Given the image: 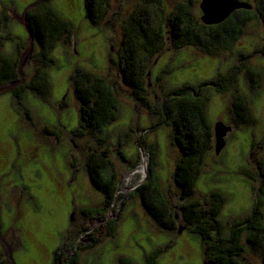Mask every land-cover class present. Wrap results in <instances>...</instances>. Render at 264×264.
Returning a JSON list of instances; mask_svg holds the SVG:
<instances>
[{"label": "rangeland", "instance_id": "374dc122", "mask_svg": "<svg viewBox=\"0 0 264 264\" xmlns=\"http://www.w3.org/2000/svg\"><path fill=\"white\" fill-rule=\"evenodd\" d=\"M162 1L170 9L188 0ZM193 1L194 12L201 19L202 0ZM38 2L0 0V39L10 35L26 45L20 60L19 82L29 78L35 68L24 13ZM51 4L75 29L71 46L59 43L52 51L55 64L49 68L51 96L44 101L28 92L24 100L28 119L10 93L16 84L0 88V264H51L55 252L64 259L78 253V264H118L120 257L145 264L146 256L161 247L164 250L158 264H204L198 236L189 233L182 222V233L180 228L172 232L160 228L134 195L148 173L149 154L138 143L144 134L148 144L157 148L156 172L163 193L174 211L178 212L181 204L173 178L179 152L170 130L159 126L147 134L141 131L157 120L132 99L116 67L110 64V56L115 54L112 45L117 47L119 43L123 20L146 7L143 0H115L108 29L95 27L86 19L84 0H51ZM152 13L154 16L156 9ZM258 21L249 23L227 50L208 53L190 46L176 51L167 45L152 61L147 81L149 100L158 105L166 93L185 84L198 86L219 74L228 76L222 80L225 84L231 77L236 79L228 93L205 90L207 116L213 129L221 122L231 130L220 154L215 153V143L207 153L195 194L197 199H208L213 191L225 194L227 202L220 215L225 233L236 221L247 219L258 197H262L264 178L259 168L264 170V54L260 52L264 51V24L261 19ZM2 49L7 55H15L16 41L2 40ZM243 56L250 58L243 60ZM77 68L104 77L119 101V115L106 130L110 173L118 179L117 199L110 208L104 193L95 188L86 171L88 156L105 146L95 136L81 138L71 133L79 124L78 105L70 83ZM250 68L258 70L253 80L249 77ZM239 94L251 102L254 126L235 127L233 123L231 105ZM64 101L66 108L60 109ZM46 126L60 128L59 141L43 133ZM120 152L128 161L121 158ZM89 207L105 211L87 216L85 221L82 212ZM115 221L118 226L111 236L108 226ZM94 239L99 240L97 245L85 249ZM243 239L247 263L264 264L259 252L250 249Z\"/></svg>", "mask_w": 264, "mask_h": 264}, {"label": "trees", "instance_id": "16d2710c", "mask_svg": "<svg viewBox=\"0 0 264 264\" xmlns=\"http://www.w3.org/2000/svg\"><path fill=\"white\" fill-rule=\"evenodd\" d=\"M115 0H84L85 17L95 27L107 28L108 16ZM146 7L135 10L126 17L120 26V40L115 54L110 56V64L115 66L123 84L129 89L131 97L143 106L157 121L150 128L141 131L147 134L159 126L170 130L171 140L178 149L179 158L175 164L173 178L179 190L178 212L173 210L170 201L162 191L160 178L156 172L157 148L146 141L144 134L139 138L140 146L149 154L148 173L134 195L138 197L149 218L160 228L177 231L178 228L200 238L205 261L204 264H248L244 259L246 246L258 251L264 263V180L262 197L257 199L250 215L244 221H236L229 233H225L220 222V215L227 202V197L220 191H213L208 199H197L196 185L205 166L208 152L214 149L215 133L207 116L205 90L215 89L218 93H228L235 78L227 79L218 75L210 82L198 86L185 84L166 93L158 105L149 100L148 79L151 77L150 65L167 45L176 51L194 46L212 53L215 50L230 49L243 34L244 28L251 22L264 24V0L247 3L251 9H238L218 25H206L194 12V1L188 0L174 4L170 9L162 0H143ZM243 3V1H240ZM152 9H156L153 16ZM25 25L31 40V59L35 63L32 75L19 82L20 60L26 49L25 41L7 35L0 39V88L16 84L10 90L22 111L28 92L37 94L44 101L51 96L49 68L55 64L53 49L59 44L71 46L75 34L74 26L63 19L53 8L51 0L40 2L26 9ZM16 41L15 55H7L2 49V40ZM168 47V48H169ZM167 48V50H168ZM264 54V51L260 52ZM250 56H243V60ZM249 77L258 75V70L249 69ZM160 82V77L157 78ZM253 80V79H252ZM18 83V84H17ZM72 94L77 101L79 124L71 131L75 137L95 136L105 148L93 150L86 162L87 174L95 188L104 193L105 202L110 208L115 203L118 192L116 174L110 173L112 163L108 148L107 127L116 121L119 115V101L104 77L77 68L70 78ZM208 88V89H206ZM250 100L243 94L237 95L231 105V114L235 127L254 126ZM66 108V101L59 107ZM29 114V115H28ZM43 133L54 136L59 141L61 130L46 126ZM121 158L127 160L120 152ZM138 163V161H137ZM134 167V165H131ZM136 167V166H135ZM260 167V166H259ZM260 175L264 178L262 167ZM249 178L253 176L247 174ZM125 206V202L122 205ZM106 206V208H108ZM104 209L85 208L87 213L103 212ZM102 211V212H101ZM182 222L185 227L179 226ZM117 222L109 223V235L114 236ZM94 239L85 246L90 249L97 245ZM163 248H157L146 256L145 264H158ZM80 255L74 252L69 258L54 253L51 264H78ZM118 264H137L131 258L120 257Z\"/></svg>", "mask_w": 264, "mask_h": 264}, {"label": "water", "instance_id": "95a60500", "mask_svg": "<svg viewBox=\"0 0 264 264\" xmlns=\"http://www.w3.org/2000/svg\"><path fill=\"white\" fill-rule=\"evenodd\" d=\"M220 2L217 12L211 11L210 2ZM200 9L203 13L201 20L206 25H214L225 20L236 9H250L249 6L236 0H202ZM231 130L230 127L225 126L223 123H218L215 126V153L218 155L225 147V138L227 133ZM183 229H179V233H182Z\"/></svg>", "mask_w": 264, "mask_h": 264}, {"label": "bare ground", "instance_id": "6f19581e", "mask_svg": "<svg viewBox=\"0 0 264 264\" xmlns=\"http://www.w3.org/2000/svg\"><path fill=\"white\" fill-rule=\"evenodd\" d=\"M216 1H217V0H216ZM236 1H239V0H236ZM239 2H240V1H239ZM241 3H242V2H241ZM243 4H246V3L243 2ZM246 5L249 6L248 4H246ZM210 7H211V11H213V12L215 13V12L218 11L219 7L221 8V4H220V2H215V3L213 4V2L211 1V2H210ZM249 7H250V9H251V6H249ZM236 10H238V9H236ZM236 10H234V11H236ZM234 11H233V12H234ZM233 12H232V13H233ZM232 13H231V14H232ZM231 14H230V15H231ZM230 15H229V16H230ZM229 16H228V17H229ZM228 17H227V18H228ZM227 18H226V19H227ZM226 19H225V20H226ZM223 21H224V20H223ZM223 21H222V22H223ZM222 22H220V23H222ZM220 23H218V24H220ZM218 24H214V25H218ZM214 133H215V128H214Z\"/></svg>", "mask_w": 264, "mask_h": 264}, {"label": "flooded vegetation", "instance_id": "af4514ba", "mask_svg": "<svg viewBox=\"0 0 264 264\" xmlns=\"http://www.w3.org/2000/svg\"><path fill=\"white\" fill-rule=\"evenodd\" d=\"M82 214L84 215V220L87 221V219H88L87 216H91L92 214H95V213H91V214H90V213H87V212L83 211ZM96 215H101V213H98V214H96ZM92 216H93V215H92ZM93 221H95V220H94V219H90V222L93 223ZM53 259H54V258H53Z\"/></svg>", "mask_w": 264, "mask_h": 264}]
</instances>
